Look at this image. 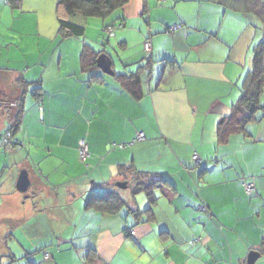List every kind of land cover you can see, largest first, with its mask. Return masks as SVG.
Listing matches in <instances>:
<instances>
[{
	"label": "crops",
	"instance_id": "1",
	"mask_svg": "<svg viewBox=\"0 0 264 264\" xmlns=\"http://www.w3.org/2000/svg\"><path fill=\"white\" fill-rule=\"evenodd\" d=\"M54 1L46 0L48 24L39 30L49 41L36 43L41 59L21 57L8 68L12 82L20 76L28 87L40 86L27 108L24 96L10 147L24 153L27 217L43 225L27 231L40 240L28 247L29 264H41L39 253L49 255L45 264H246L251 250L259 252L255 263L264 260V109L243 131L217 137L241 95L252 48L264 39L262 19L244 0H128L108 23L87 18L84 36L74 38L59 34ZM91 26L95 36L86 34ZM83 44L108 54L113 75L97 68L100 77L90 80L79 63ZM139 65L150 75L143 79L145 95L135 100L114 74ZM0 88L2 102L22 94L16 87L6 99V86ZM260 102L264 107V88ZM5 105L10 120L17 105H0V116ZM81 138L89 148L85 162L77 155ZM192 163L202 164L198 174ZM121 165L169 182L154 190L153 204L143 192L138 201L129 193V207L150 208L140 221L126 206L116 213L85 208L93 183L123 181ZM244 183L253 184L251 193Z\"/></svg>",
	"mask_w": 264,
	"mask_h": 264
},
{
	"label": "trees",
	"instance_id": "2",
	"mask_svg": "<svg viewBox=\"0 0 264 264\" xmlns=\"http://www.w3.org/2000/svg\"><path fill=\"white\" fill-rule=\"evenodd\" d=\"M8 5L15 8L20 5L21 0H4ZM248 7L262 19V30L264 31V0H244ZM128 0H55V9L58 21V32L64 37L82 38L85 34V20L89 17L105 18L113 11L123 8ZM107 28V26L105 27ZM97 52L88 44H83L79 63L82 71L89 74V78L96 79L100 75L96 73ZM150 69L146 65H139L134 72H124L114 74L120 86L135 100L145 95L143 90V79L150 75ZM14 85L22 89V94L17 100H7L0 102V105L16 103V112L10 119V126L4 133H0V139L6 133H9L10 144L2 145L13 147L16 143L13 141V133L17 131L21 116L25 111L23 99L28 91V82L22 77L14 80ZM264 88V40L257 42L252 48L251 69L246 73L243 79L242 91L238 101L229 108V112L224 116L222 122L217 128V137L219 141H225L227 137L235 132L243 131L247 123L256 120V113L259 109H264L260 102V95ZM40 86L36 85L31 89L33 97H39ZM1 145V144H0ZM124 147V144L117 145ZM89 150V148H88ZM89 157V155H88ZM87 157V158H88ZM87 158L82 161L85 162ZM120 171L123 172V181L127 183L131 195L139 192L146 194L150 204H153L156 197L154 190L162 185L169 183L168 180L158 173H151L136 169L134 166L121 165ZM121 174V173H120ZM119 188L114 183H93L91 190L85 199V208L94 209L101 212L116 213L126 206L129 213L135 220L140 221L145 210L132 209L127 205L126 200L119 192ZM252 192V191H251ZM250 192V193H251ZM131 234V233H130ZM46 253V252H45ZM49 256V255H48ZM46 257V259L48 258ZM87 259L94 257L92 249L87 250ZM13 257V256H12ZM14 261V259L12 260Z\"/></svg>",
	"mask_w": 264,
	"mask_h": 264
},
{
	"label": "rangeland",
	"instance_id": "3",
	"mask_svg": "<svg viewBox=\"0 0 264 264\" xmlns=\"http://www.w3.org/2000/svg\"><path fill=\"white\" fill-rule=\"evenodd\" d=\"M45 7L46 0H26L21 8H13L4 0H0V83L5 85L8 90L6 99L13 98L16 90L14 82L10 80L13 71L11 72L8 68H15V65L19 64L17 62L21 57L26 58V61L41 59V53H39L36 43H39L42 47L47 43V40L49 41V37H47L44 32V35L39 33V30L42 31L44 29V24H48L47 17L45 16ZM111 14L105 18L96 17L92 19H94V21L104 20V22L106 21V23H108L113 17ZM41 24L43 25L38 29V25L40 26ZM252 30H254V28ZM95 32L92 26L87 27V35L95 36L93 35L96 34ZM87 35L85 36L87 37ZM261 35L262 32H258L257 29V36L260 38ZM14 37L16 41H13ZM45 38L47 40H45ZM262 38L263 37H261L260 40H264ZM78 41H81V39H78ZM18 44L19 48H16ZM40 51L43 52L44 49L40 48ZM31 86L30 84L27 91L26 108L29 105V101L32 99L30 92L33 86ZM3 110L4 113L0 116V132H3L4 128L10 126L8 113H10L12 109L5 105ZM11 150L12 148L8 146L5 147L0 145V264H29V255L27 256L26 254L28 252V247L40 240L36 241L30 238L27 231L31 232L34 228L38 229L39 227H43V225L39 223L32 224L31 218L28 219L27 213L30 211V202H27L28 200L24 198L26 197V193L18 192L17 190L12 194L6 192L9 188L13 189L15 187V180L22 170L20 167V159L24 155L23 151ZM201 165L202 164L195 166V164L192 163L190 164V168L192 169L195 166L192 170L197 171L196 173L198 174L199 170L203 168ZM119 192L124 199L127 201L131 200L128 187L119 189ZM13 195H17L24 199L26 201L25 204L19 205V203L13 199ZM138 197L139 194H137L134 199L138 201ZM12 251L18 256L14 261H12L14 259L12 257ZM34 256L39 259L41 264L47 262L46 257H44L42 253ZM39 261L37 260V262ZM263 263L264 260L259 259L255 264Z\"/></svg>",
	"mask_w": 264,
	"mask_h": 264
},
{
	"label": "water",
	"instance_id": "4",
	"mask_svg": "<svg viewBox=\"0 0 264 264\" xmlns=\"http://www.w3.org/2000/svg\"><path fill=\"white\" fill-rule=\"evenodd\" d=\"M97 57L95 59L96 67L106 75H113V69L111 67L112 61L107 53L104 51H97ZM30 185V180L26 169H22L16 179L15 187L17 191L25 193ZM116 186L119 188H126L127 183L125 181L116 182ZM259 257V252L251 250L246 257V264H254Z\"/></svg>",
	"mask_w": 264,
	"mask_h": 264
},
{
	"label": "built area",
	"instance_id": "5",
	"mask_svg": "<svg viewBox=\"0 0 264 264\" xmlns=\"http://www.w3.org/2000/svg\"><path fill=\"white\" fill-rule=\"evenodd\" d=\"M173 28L174 27H172L171 30H173ZM106 29L108 31H111V29L109 27L106 28ZM143 45H144V48L145 49L150 48L149 41H145L143 43ZM9 136H10V134L9 133H6L3 137H1L0 144L1 145H3V144L4 145H9L10 144ZM136 138L138 140L143 139L144 138L143 133L142 132H139L137 134ZM77 153H78V158H79L80 161H84L88 157V155H89L88 144H87V141L84 138H81V139L78 140ZM194 160H195V164H199L200 163V160H199V158L197 157L196 154L194 155ZM244 188L247 191V193H250L253 190L254 187H253V184L252 183H244ZM131 234H133V232H131ZM45 256L47 257L48 254L46 253Z\"/></svg>",
	"mask_w": 264,
	"mask_h": 264
},
{
	"label": "flooded vegetation",
	"instance_id": "6",
	"mask_svg": "<svg viewBox=\"0 0 264 264\" xmlns=\"http://www.w3.org/2000/svg\"><path fill=\"white\" fill-rule=\"evenodd\" d=\"M3 98V90L0 88V100Z\"/></svg>",
	"mask_w": 264,
	"mask_h": 264
}]
</instances>
